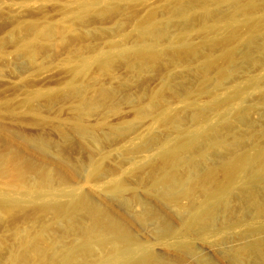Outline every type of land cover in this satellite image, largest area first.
I'll list each match as a JSON object with an SVG mask.
<instances>
[{
  "label": "rangeland",
  "instance_id": "1",
  "mask_svg": "<svg viewBox=\"0 0 264 264\" xmlns=\"http://www.w3.org/2000/svg\"><path fill=\"white\" fill-rule=\"evenodd\" d=\"M261 147L264 0H0V264H260Z\"/></svg>",
  "mask_w": 264,
  "mask_h": 264
},
{
  "label": "bare ground",
  "instance_id": "2",
  "mask_svg": "<svg viewBox=\"0 0 264 264\" xmlns=\"http://www.w3.org/2000/svg\"><path fill=\"white\" fill-rule=\"evenodd\" d=\"M196 142H198V139L196 137L190 136L185 137L181 140H179V143L171 146L170 148H166L163 151V154H166L167 156H177L180 151L188 150L192 147ZM231 159V158H230ZM40 166V167H39ZM224 167L228 173V181L227 183H215L214 188L210 189L207 192V197L205 200V207L202 209L200 214L196 218H205V221H210L214 214L216 213V206L217 204L224 205L227 201V198L230 197L231 189H232V182L241 174H244L245 172H248L247 174L250 175L253 179H258L261 175H264V147L257 148L254 151H242L230 161L227 160V162L224 163ZM35 168L39 169L43 175H48L50 172L49 166L46 164H41L35 166ZM61 167H55V172L58 174H61V171H59ZM246 174V173H245ZM252 179V180H253ZM256 194V193H255ZM232 195V194H231ZM250 196H254L253 194ZM254 198V197H253ZM257 199V197H255ZM52 205H55L56 202H52ZM0 206H2V203L0 202ZM59 206L62 208V205L59 204ZM220 208V206H219ZM225 208V207H224ZM223 211V208L221 209ZM109 226L112 231L116 232V234H123L126 230V224L121 219H112L109 221ZM261 243H263V239H258L256 242L255 251L258 255H260V264H264V250L261 247ZM126 244V245H125ZM121 244L120 246H116L118 248L119 252L121 253V256L125 253H127L129 250H131L127 243ZM121 260V257L120 259ZM231 261L233 264H245L243 259L241 258V253L235 252L232 256ZM119 264H128L125 261L120 262ZM131 264V263H130Z\"/></svg>",
  "mask_w": 264,
  "mask_h": 264
}]
</instances>
